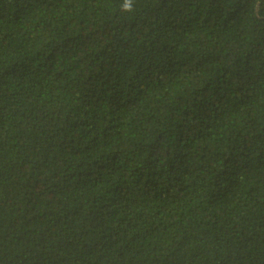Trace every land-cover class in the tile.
I'll return each mask as SVG.
<instances>
[{
    "label": "trees",
    "instance_id": "obj_1",
    "mask_svg": "<svg viewBox=\"0 0 264 264\" xmlns=\"http://www.w3.org/2000/svg\"><path fill=\"white\" fill-rule=\"evenodd\" d=\"M0 0V264H264V0Z\"/></svg>",
    "mask_w": 264,
    "mask_h": 264
},
{
    "label": "clouds",
    "instance_id": "obj_2",
    "mask_svg": "<svg viewBox=\"0 0 264 264\" xmlns=\"http://www.w3.org/2000/svg\"><path fill=\"white\" fill-rule=\"evenodd\" d=\"M122 10L124 11H132V3L131 0H125L124 4L122 5Z\"/></svg>",
    "mask_w": 264,
    "mask_h": 264
}]
</instances>
